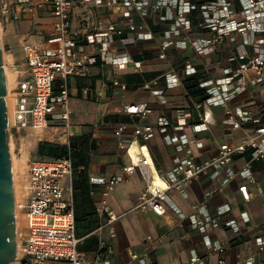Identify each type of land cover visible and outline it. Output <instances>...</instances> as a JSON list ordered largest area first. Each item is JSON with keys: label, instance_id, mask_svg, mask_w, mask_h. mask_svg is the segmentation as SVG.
I'll use <instances>...</instances> for the list:
<instances>
[{"label": "built area", "instance_id": "obj_1", "mask_svg": "<svg viewBox=\"0 0 264 264\" xmlns=\"http://www.w3.org/2000/svg\"><path fill=\"white\" fill-rule=\"evenodd\" d=\"M40 1L51 7L56 18L53 37L47 41L52 46L43 49L40 44L33 43L24 48L23 69H19L13 90L9 130L20 135L26 131H43L49 127L61 128L66 141H69L72 126L68 80L87 77L90 66L95 61L94 55L85 51V46L78 43L81 37L72 32L69 21L71 7L86 0ZM94 2L95 6L110 9L124 19L122 23H100L85 34L87 45H99L100 52H106L115 39L123 45H129L138 39L148 41L157 38L158 58L163 61L167 60V52L172 48L190 50L196 56L212 55L221 51L227 42L238 52V59H244L229 75L198 81V90L203 93V98L192 102L197 123L191 122L190 112L183 111L177 112L174 122L166 118L158 119L157 131L163 136L164 142L173 146L178 153L173 159V167L169 170H158L150 151L149 144L154 127L141 122L150 116L148 103L136 102L123 106L122 111L133 126L131 137L123 138L125 125L120 124L114 130L117 147L124 151L131 162L130 166L123 167L124 175L133 176L138 173L143 184L138 194L137 208L150 210L158 216L171 211L180 221H187L205 235L210 229L220 225L238 232L236 221L224 219L230 212L228 204L217 207L216 213L211 216L206 212L204 202L223 193L224 187L236 177L246 181L237 187L242 201L248 202L251 199L249 184L255 183L252 162L264 159V119L240 143L235 146L218 145L216 152L204 160L196 158L191 148L192 141L188 135L179 131L190 127L193 135L209 132L214 122L212 114L208 112L212 108L224 110L223 124L228 130H243L245 124L253 122L250 111L239 108L233 111L230 103L248 92L250 87L264 85V0H204L200 3L193 0ZM0 10L5 12L8 9L2 5ZM194 12L198 16L195 22L191 20ZM136 17L139 21H136ZM151 19L157 23L168 24L169 29L163 32L154 31L150 24ZM245 47L251 49V55H247ZM103 56L104 54L101 55L103 63H109L115 70L127 64L131 65L134 72L139 71L140 64L130 57H112L106 60V56ZM183 72L189 78L196 73L190 59H184ZM163 79L167 89H175L183 84V80L172 68L163 74ZM113 85L122 90L126 89L123 83L114 81ZM156 85L157 80L153 79L143 83L140 88L152 96H162L164 90L155 89ZM133 145L137 148L136 164L133 163L130 153ZM194 147L200 150L203 144L194 142ZM246 151H250V160L236 172L229 170L234 157ZM152 168L165 182L164 189L150 187L154 178ZM73 171L69 158L33 161L28 164L25 204L22 206V218L18 226L16 221L17 231L19 229L17 258L11 264H88L79 250L82 239L76 235L71 190ZM204 175L219 179L220 185L205 195L203 203L192 205L191 211L185 214L173 204L168 193L184 192L192 181ZM89 182L105 184L109 189L119 179L91 178ZM100 204L101 212L107 214V224L112 225L118 216L106 208L104 200ZM255 246L257 252H263L264 240H256ZM209 248L211 253L219 255L217 263L224 264V246L213 242ZM112 253L110 246L102 241L97 250V262L101 263ZM130 259L142 261L136 254H131ZM252 259L250 256L237 264H248ZM205 263V258L194 256L188 264Z\"/></svg>", "mask_w": 264, "mask_h": 264}, {"label": "crops", "instance_id": "obj_2", "mask_svg": "<svg viewBox=\"0 0 264 264\" xmlns=\"http://www.w3.org/2000/svg\"><path fill=\"white\" fill-rule=\"evenodd\" d=\"M121 1V0H118ZM200 3L204 0H193ZM94 0H86L82 4L72 6L69 13L71 30L80 36L79 44L84 45L85 51L94 55V64L90 66L89 75L85 78H70L68 89L71 107L70 138H77L88 143L87 154L90 157L86 168L90 188L89 201L84 203L80 197L75 201L76 232L82 239L79 250L83 260L88 264H188L192 257H203L205 264H218V254L211 253L209 245L219 242L224 246V264H237L252 256L248 264H264V251L257 252L256 240H264V159L252 162V174L255 183L249 184L251 199L243 202L237 187L245 179L236 177L224 187V192L212 196L204 202V197L220 185L219 179L209 175L201 176L190 183L184 192L170 191V200L185 214L191 211V206L204 202L206 212L213 216L217 207L228 204L230 212L224 216L226 220H234L239 226L238 232H233L224 225L210 229L206 235L201 234L187 221H180L171 211L158 216L150 210L137 208L138 194L142 181L138 173L125 176L124 151L117 147L114 130L120 124L126 129L123 138L132 135L133 126L122 108L136 102L148 103L151 113L144 121L154 127L150 140V151L157 169L169 170L173 167V159L178 155L173 146L167 145L163 136L157 131V121L166 118L174 122L178 111L190 112L191 122L197 123V115L192 102L202 100L203 93L190 94L184 81L183 61L190 59L196 73L190 78L197 82L205 78H219L231 74L244 59H238V52L230 43H226L218 53L196 56L190 50L169 49L167 60L158 58V40L144 41L138 39L134 44L126 45L115 39L114 44L100 52L99 45H87L88 34L96 25L108 22H121L124 19L110 9L95 6ZM7 6V11L1 16L7 21V40L11 43L26 41L28 44L37 43L41 48H47V41L53 37V25L56 21L51 7L40 0H0L1 6ZM163 13V11H160ZM151 18V16H150ZM9 19H14L10 20ZM198 19L194 12L191 20ZM136 21L139 18L136 17ZM122 23V22H121ZM156 32L169 29L168 24L150 20ZM16 30V32H14ZM13 31V33H12ZM247 55L250 48L245 47ZM109 58L126 59L130 57L139 63V71L134 72L131 65L113 69L109 63H103L101 55ZM103 56V57H104ZM16 73L23 69V61L17 60ZM175 69L183 80L182 86L167 89L163 74L168 69ZM18 78V77H17ZM189 78V79H190ZM153 79L157 80L155 89H163L162 96H152L140 86ZM123 83L126 89L114 86L113 82ZM15 88V87H14ZM13 88V90H14ZM230 108L248 110L252 113L253 122L244 125L243 130H228L223 124L224 110L212 108L213 125L210 131L201 134L192 133L190 127H184L179 133L188 135L193 154L198 160L212 156L218 145L235 146L246 138L253 127L264 119V85L250 87L248 92L240 95L230 103ZM63 129L49 127L43 132H49L50 139L66 143ZM28 132V131H26ZM194 142H201L203 148L198 150ZM137 148L132 146L131 155L136 154ZM250 160V151L236 155L229 170L238 171ZM152 167V166H151ZM153 170V168H152ZM157 188H164L163 182L154 172ZM223 175V174H222ZM118 177L119 182L107 189L105 184L90 183L91 178L109 179ZM67 186V184H66ZM106 194V195H105ZM104 200L106 208L118 219L107 224V214L101 212L100 202ZM105 241L113 253L101 263L97 262V250ZM138 255L139 260H131L130 255Z\"/></svg>", "mask_w": 264, "mask_h": 264}, {"label": "water", "instance_id": "obj_3", "mask_svg": "<svg viewBox=\"0 0 264 264\" xmlns=\"http://www.w3.org/2000/svg\"><path fill=\"white\" fill-rule=\"evenodd\" d=\"M0 43V264H11L17 258L16 204L12 159L9 147L10 124L6 101L7 84ZM125 166L131 162L124 155Z\"/></svg>", "mask_w": 264, "mask_h": 264}, {"label": "rangeland", "instance_id": "obj_4", "mask_svg": "<svg viewBox=\"0 0 264 264\" xmlns=\"http://www.w3.org/2000/svg\"><path fill=\"white\" fill-rule=\"evenodd\" d=\"M1 11V10H0ZM14 20V19H9ZM7 21L4 20V18L1 16L0 12V43L2 52H3V64L6 65L7 68H9L12 73L14 74V77L12 79V82H10V88L8 91V95L10 98H13V88L16 85V80L19 74L16 72L15 64H18L17 60H22L24 57V48L28 45L26 41L23 42H14L11 43L7 40ZM16 32V30L14 31ZM13 33V31H12ZM11 62V63H10ZM6 63V64H5ZM14 80V81H13ZM42 143H49L54 145H67L68 141H66L65 144H60L58 140L50 139L49 132H43L40 131H28L25 133H21L20 135H16L15 133L10 131V140H9V146H10V153L13 160L20 161L22 154L26 153L28 156V160L26 165L33 161H48L45 157H39L37 154L38 146ZM24 145V146H23ZM23 152V153H22ZM27 172V170H26ZM18 183L16 185V189L14 191V197L16 198V202L18 204V207L16 208V211H18L16 221L17 226L18 222L21 220L22 216V206L25 204V196L26 191L25 188L23 189V185H21L22 178H20V175L17 177ZM24 178H27V174H24ZM28 179V178H27ZM26 179V180H27ZM27 184V183H26ZM25 185V183H24Z\"/></svg>", "mask_w": 264, "mask_h": 264}, {"label": "trees", "instance_id": "obj_5", "mask_svg": "<svg viewBox=\"0 0 264 264\" xmlns=\"http://www.w3.org/2000/svg\"><path fill=\"white\" fill-rule=\"evenodd\" d=\"M188 92L192 94H197L200 92L198 90V82L194 78H188L184 81ZM89 145L86 141L69 138L68 145H54L49 143H42L38 146L37 154L39 157H45L48 161L60 160L64 158H69L72 162L74 168L71 190L72 198L74 202V213H75V201L77 198L87 203L89 201V183L87 177L86 168L89 164L90 157L87 154ZM76 214V213H75ZM74 214V218H75ZM76 220V219H75ZM76 235L79 236V234Z\"/></svg>", "mask_w": 264, "mask_h": 264}, {"label": "bare ground", "instance_id": "obj_6", "mask_svg": "<svg viewBox=\"0 0 264 264\" xmlns=\"http://www.w3.org/2000/svg\"><path fill=\"white\" fill-rule=\"evenodd\" d=\"M11 63V62H10ZM6 64V63H5ZM3 67H4V71H5V77H6V84H7V95H6V101H7V106H8V115H9V118L11 117L12 115V99L10 98V96L8 95V91H9V88H10V82H12V79L15 78L14 77V74L12 73V71L6 67V65L4 66L3 64ZM14 81V80H13ZM24 146V145H23ZM10 147V146H9ZM11 149V148H10ZM23 153V152H22ZM27 153V152H26ZM24 153L22 154L23 156L21 157L20 161H16V160H13V158L11 157L12 159V170H13V182H14V191L16 189V185H17V181H18V176L20 175V178H22V182H21V185H23V189L25 188V191L27 189V178H24V174L26 175V170H27V160H28V156L27 154ZM131 153V151H130ZM137 153V152H136ZM132 154V153H131ZM136 154H134L133 156L131 155L132 157V160H133V163H137V160H136ZM25 183V185H24ZM150 187L153 189H156L157 188V184L155 183V179L153 178V181L152 183H150ZM165 188V187H164ZM164 188H158V189H164ZM16 195V194H15ZM15 204H16V208L18 207V204L16 202V198H15ZM17 214H18V211L16 212V217H17ZM18 234H19V229H18Z\"/></svg>", "mask_w": 264, "mask_h": 264}]
</instances>
